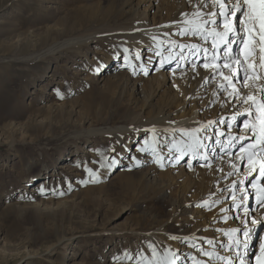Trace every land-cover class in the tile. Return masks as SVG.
I'll return each mask as SVG.
<instances>
[{
  "label": "rangeland",
  "instance_id": "rangeland-1",
  "mask_svg": "<svg viewBox=\"0 0 264 264\" xmlns=\"http://www.w3.org/2000/svg\"><path fill=\"white\" fill-rule=\"evenodd\" d=\"M126 4L0 0V264H139V255L151 257L149 243L158 242L162 253L182 246L166 233L181 230L187 217V228L192 227L203 191H217L187 167L185 173L160 167L155 158L141 169L126 163L134 155L126 154L130 140L137 148L139 139L152 133L151 127L135 129L162 114L159 103H170L171 109L182 104L177 88L158 93L148 106L131 84L105 89L107 84L95 79L97 66L116 53L119 40L111 29L130 12ZM69 42L72 47H63ZM156 61L148 58L147 67L155 68ZM147 77L157 83L153 70ZM200 96L188 107L196 105L200 118L214 116L215 103L203 107ZM111 158L118 161L115 166H102ZM25 164L46 167L44 195L28 192L40 180L22 179ZM86 167L97 174L95 182ZM219 192L221 203L201 210L229 225L220 209L231 210L232 203ZM222 245L215 246L220 255Z\"/></svg>",
  "mask_w": 264,
  "mask_h": 264
},
{
  "label": "snow or ice",
  "instance_id": "snow-or-ice-1",
  "mask_svg": "<svg viewBox=\"0 0 264 264\" xmlns=\"http://www.w3.org/2000/svg\"><path fill=\"white\" fill-rule=\"evenodd\" d=\"M189 3H192V0H189ZM193 9L191 13H181L186 19L173 23L184 25L178 28L179 36L199 37L206 43L185 44L174 39L160 40L153 36L152 39L156 44L155 49L151 50L155 51L156 57L160 58V69L165 68L173 61L176 62L178 69L185 62L191 63L193 72L197 67H203L209 72V75L203 77L204 84L214 81L216 89L223 92L229 98L230 103L234 100L236 104L246 105V107L242 111L234 113L227 120L221 117L218 121L209 120L199 127L174 129L173 131L187 137V140L172 139L167 144V157L158 150L159 141L155 137V129L151 130L154 134L152 140L146 141L145 146L140 147L138 151L151 150L155 157L154 163L160 167L165 166V161L173 165L179 164L188 155H191L192 159L205 161L204 166L211 167L209 157L216 158V149L212 145L204 143V140L209 138L204 135V132L216 124L227 125L228 139L226 141L220 139L226 134L217 127L215 143L220 146V152H225L229 156L232 155L229 149L235 148L239 144L236 158L246 160L247 164L243 178L231 181L225 189L218 191L227 192L231 198L232 207L242 212V216L235 217L242 226L229 228L227 231L219 229L229 240V243L222 247L234 250L229 255H220L214 250V246L212 251H208L193 244L192 246L197 249V252L208 257L209 260L204 261L196 256H191V260L192 264H210L213 260L220 261L222 264H233V261L236 264H253V260L249 257V253L252 252L253 238L259 239L256 229L264 227V215L260 218L248 219L250 196H255L258 206L264 208V71H262L264 70V0H196ZM189 16L191 19L187 18ZM168 35V33H164L165 37ZM164 45L167 47L164 48ZM176 49L179 51H175ZM257 50H259L258 60ZM124 51L127 53L129 50L125 48ZM165 51L168 53L167 55L163 54ZM140 58L139 51L135 52V60H140ZM151 59L152 57H149V60ZM124 60L126 66L132 68L133 74H135L136 68L132 65L130 57L126 55ZM194 61H202V63L198 65ZM139 70L145 75L148 74L145 64H140ZM96 71L99 72L100 67H97ZM183 75L184 73L181 72V76ZM229 88L231 91L228 90ZM57 94L59 95V92ZM216 95L217 92L214 90L213 96ZM221 106H223V102ZM242 116L246 117L243 121V129L233 132L235 122L238 117ZM112 151L115 149L113 148ZM133 159L136 158L133 157ZM104 160H109V157H104ZM117 163L115 158H111L110 164L102 166L113 167ZM136 163L139 164L140 161L136 160ZM228 163L232 171L227 172L222 177L223 179L240 172L239 164L233 163L231 159ZM189 166H191L190 161ZM85 170L92 177V182H95L98 178L97 174L90 168L86 167ZM219 171L223 172V169H219ZM249 177L252 179L249 181L248 187H245L244 183L249 180ZM238 184L240 187L237 189ZM250 189L253 190L251 193ZM215 195L216 193H211L208 200L197 206L210 208L221 203L219 198L211 199ZM227 210L226 208L220 209L222 213ZM228 218L224 217V219ZM170 239L177 240L181 237L172 236ZM182 239L187 241L188 237ZM205 242L210 246L213 245L212 240ZM148 249L151 251V258L141 254L139 255V264H176L180 259L177 253L169 248L164 249L163 255L152 243L148 244ZM252 255L254 264H264V241L260 243L259 253L253 252ZM128 258L132 259L131 256Z\"/></svg>",
  "mask_w": 264,
  "mask_h": 264
},
{
  "label": "bare ground",
  "instance_id": "bare-ground-1",
  "mask_svg": "<svg viewBox=\"0 0 264 264\" xmlns=\"http://www.w3.org/2000/svg\"><path fill=\"white\" fill-rule=\"evenodd\" d=\"M123 1L127 3L126 5H130V12L125 15L124 17L125 19L124 18H123L124 20L122 19L123 21L122 20L119 21L121 22V24L119 23L115 28L111 29V32H112L111 34H115L116 36L114 37L119 40V42L115 43L114 45V48L116 49L115 50L116 53L111 59L109 60L107 59L106 61L101 63V65L97 66V67H100V71L99 72L95 71L97 75L96 76L97 78L95 79L100 82H104V85L107 84L105 89L112 88L113 85H116L117 87V84L119 85L121 84L123 88L128 87L131 84V86L133 87L132 89H134V91L136 92V95L138 94L140 96L142 95L145 96L146 104L148 106H151L150 101H152L158 95V93L160 94L162 93V95L163 94L168 95V93L170 94L174 88H177L181 91V95H182L181 96L182 104L176 107L175 109H171L168 107L170 103L169 104L159 103V108H162V110H164L162 114L159 117H153L151 122H148V123H151L149 124L150 126H148L146 123L145 125L144 123L139 125L135 129V133L151 130L149 129L150 127L152 129H155V137L157 141H159L157 145L158 150L161 152L162 155H167L168 154L167 144L172 139L175 138L178 140L180 139L187 140V137H184L182 133L173 131L174 129L199 127L201 124H204L209 120L218 121L219 118L221 117L227 120V119H230V117L234 113L240 112L243 110L244 107H246V105L236 104L234 100L230 103L229 98L225 96L223 92L216 89V84L214 81L208 84H204L203 77L209 75L208 70L204 69L203 67H197L196 71L193 72L191 63H187V62L183 63V66L178 69L176 67L175 61L166 65L165 68L160 69L159 67L160 58L156 57L155 51L151 50V49H155V44H156V42L153 41L152 39L153 36L158 37L160 40L174 39V40H177L178 42L185 43V44L187 43H206L202 41L199 37L179 36L178 28L184 25L179 24V23H173L174 21L180 22L186 19V17L182 16L181 13H191L194 10L193 4L196 3V0H192V3H189V0H150V1L148 0H123ZM147 2L149 4L148 6H146ZM155 4L157 6H155ZM142 6L144 7L141 8ZM154 6L157 9L155 12H152L151 10H152V7ZM150 11H151V14H150ZM187 18L191 19L190 16ZM164 33H168L169 35L165 37ZM72 44H73L72 42H69V43H66L65 46L63 47H66L67 49V48L72 47L73 46ZM163 47L166 48L167 45H164ZM77 48H78L77 52L82 50V49H79L82 47H77ZM125 48L129 50L127 53L124 51ZM137 51H139L140 53V56H141L140 60H135V52ZM175 51H179V49H176ZM185 51H187V49H185ZM163 54L167 55L168 53L165 51ZM126 55L130 57V61L132 65H134L136 68L135 74H133L132 68L126 66V62L124 60V57ZM256 56L258 60L259 50H257ZM149 57H152V59L153 58L157 59L156 61L157 65L155 68L152 67L151 69L147 67L146 62ZM194 62L197 63L198 65L202 63V61H194ZM140 64H145V66L148 68L147 75H145L142 71L139 70ZM152 70H153L154 78L157 79V83L154 85H151V82L153 80H151V78L148 79L149 77H147ZM181 72L184 73L183 76H181ZM145 82H147V86L144 88ZM177 89H174V90L176 91ZM214 90H216L217 92L216 96H213ZM228 90L231 91V88H229ZM200 95L202 96L201 99H203V107H207L211 105L212 103H215L214 109L216 112L214 116L212 115L208 117L207 114L203 113L204 118H200L201 111L197 109L196 105H192L188 107V104L190 105L194 100L192 98L198 97ZM169 101L170 99H168V102ZM172 101L173 102L171 101L170 102L174 103L175 100L172 99ZM222 102H223V106H221ZM209 109L213 110L211 108ZM245 118L246 117H243V116L238 117L237 121L235 122V127L232 129L233 132H236L237 129H240V130L243 129V121ZM240 123H241V126L239 127L238 124ZM217 127L221 128V130H223L226 134L225 136L220 137V139L222 141H226L228 139L227 125L216 124V125H213L211 128L205 130L204 135L208 136L209 138L207 140H204V143L208 145H212L216 149V158L213 159L211 156L209 157V159L211 160V167L204 166L205 161L199 159V162L195 164V166L192 169L191 166H189V161L190 163H193L197 159H192L191 155L185 156L184 159L179 164L173 165L172 163H169L166 161L165 165L169 169H173L175 171L177 170L178 172H182V173H185L184 171L188 168L189 170H191L189 172H192L194 175H197L200 181L206 180L208 181L207 185L209 184L210 186L211 184L212 186L215 185L214 187L217 188V191L218 189H220L219 185L222 188H226V186L231 181L238 180V178H243V173L246 171L247 161L238 160L236 158V154L239 151L240 145L238 144L235 148L229 149V151L232 153L231 156L227 155L225 152H220L219 150L220 146L215 143V139H216L215 133H216ZM158 131H160L162 135H160V132ZM153 135L154 134L152 132L149 135H145V137L143 136L142 138H140L138 141L139 143H138L137 148H133V147L131 148L130 143L131 142L135 143L134 142L135 140H130L131 142L128 143L129 145L126 150V154L128 153V155H130L133 152L132 154L135 155L137 153L136 156L138 157H135L133 155L136 158L134 160L133 156H129L126 159L127 164H130L134 168L141 169V168H145L146 164H148L150 160H153L155 158L152 155L151 150L146 151V152L138 151L140 147L145 146L146 141L152 140ZM202 151H207V150H202ZM124 155H125V152H124ZM186 157H188L187 160H186ZM220 157H223V159H220ZM230 159L232 160L233 163L239 164L240 169L241 167H243V169L240 170V172L237 173L236 175L229 176L227 179H223L222 177L227 172L232 171V168L230 167L228 163ZM136 160H139L140 163L137 164ZM67 166L68 165L66 164L60 165V167H64V168ZM5 167L7 168V166H4V168ZM219 169H223V172L219 171ZM42 174L44 176H40V178H38L39 177L38 175H42ZM21 177L28 184L31 183L32 180H34L35 178L42 181V182L38 181L35 185H33L30 188L28 192H33V193L36 192L39 195L40 194L44 195L45 191H47L48 189V186L46 184L49 183V180L48 179L46 180V177H49V175L48 173L46 174L45 166L35 167V166H32V164L31 165L25 164ZM198 178H196V181ZM251 179L252 177H249V180L245 181L244 183L245 187H248L249 181ZM239 187L240 185L238 184L237 189ZM42 188H43V191H41ZM211 189L212 190L210 191H208L209 189L203 191L204 193H202V195L197 200L198 202L197 201L196 202L198 204H201L203 201L209 199L211 193L217 192L213 190V188ZM252 191L253 190L250 189V193ZM50 192H52L53 196L61 195L60 194L61 191L58 193V192H55L54 190H51ZM217 194L215 196H212L211 199H217L220 192ZM222 195L226 196L227 192L223 191ZM22 197L29 198L31 196L28 197V196L22 195ZM251 198L252 196H250L249 201H248V207L250 210L249 217H248L249 220L254 219V218H260L262 215H264V208L258 206L256 202V197L253 196L252 200ZM229 201L230 203H232L230 197H229ZM251 202H253L252 210H251ZM225 206H226V203H224L223 207ZM201 208L202 207L200 208L197 207L195 214L192 213L194 212V209L193 211H191V213L193 214L191 217H197L192 227L187 228V225L190 222V217L186 216L187 218H184L183 221H181L183 223L181 230H178V231L172 230L166 233L168 237H172V236L181 237L180 241L181 243H184L183 244L184 246L176 245L175 247H173V251H175L177 255L180 257V259L177 260L176 264H192L191 256H196L198 259L208 261L209 259L206 258L205 256L200 255L197 252V249L194 248L192 245L198 244L199 246L205 248L208 251H212L213 246H214V250L218 252L219 250L216 249L217 246L220 247L221 243L226 246L229 243L228 237L223 235L219 231V229H224L225 231H227L229 228H235V227L242 226L239 220L235 219L236 216H242V212L234 209L233 207L230 210L226 206V209L228 210L225 212V215L230 216L229 221H231L229 225L225 224L224 221H221V223L219 224L216 223L218 219H215L214 217H210L207 214H204L203 212L205 211L204 210L202 211ZM205 232H207V234L209 235H205ZM256 232L258 236L259 234L261 235L259 236V239H257L256 237L253 238L252 252L249 253V257L253 260V264H254V256L252 255V253L253 252L257 254L259 253L260 243L264 241V227H257ZM183 237H188V240L185 241L184 239H182ZM206 240L214 241V245L212 246L208 245L205 242ZM157 243H155V245H157ZM221 248L223 249V252L221 253V255H229L232 251H234L233 249H228L222 246ZM160 254L163 255L162 252H160ZM147 257L151 258L149 255H147ZM210 264H222V262L220 261L217 262L216 260H213L210 262ZM233 264H236V262L233 261Z\"/></svg>",
  "mask_w": 264,
  "mask_h": 264
}]
</instances>
